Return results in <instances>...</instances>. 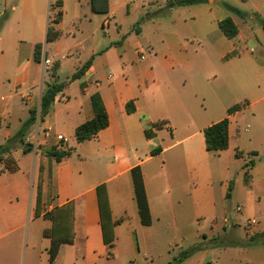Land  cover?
Masks as SVG:
<instances>
[{
    "label": "crops",
    "instance_id": "crops-1",
    "mask_svg": "<svg viewBox=\"0 0 264 264\" xmlns=\"http://www.w3.org/2000/svg\"><path fill=\"white\" fill-rule=\"evenodd\" d=\"M67 1L0 0V145L37 111L26 137L32 151L12 152L19 170L10 173L0 163V264H110L122 227L139 234L163 227L171 217L178 232L189 214L210 218L212 231L220 217L223 229L235 234L249 219L257 220L248 231L249 240L258 237L254 242L216 249L207 264H264V31L257 21L258 15L264 18V0H243L251 1L257 13L236 15L244 31L231 17L239 28L234 40L219 28L229 16L215 9L217 0L173 7L171 0H109L106 14L94 13L91 0H74L70 18ZM163 10L169 17L161 15ZM59 11L61 20L55 23ZM211 21L217 26L213 33ZM51 26L60 36L48 42ZM46 57L52 62L49 70ZM91 58L86 73L70 82ZM53 83L66 86L41 120L42 97ZM95 94L102 98L109 126L78 143L77 128L95 116ZM131 101L135 111L128 113ZM237 104L242 109L229 114ZM226 118L228 149L208 152L206 128ZM53 150L71 154L57 162L48 155ZM41 164L42 214L37 217ZM137 167L151 226H144L139 215L132 177ZM102 185L117 222L112 248L103 239ZM70 202L74 242L62 245L51 262V240L43 231L52 222L44 215ZM212 236L203 234L206 240ZM196 256L181 264L193 263Z\"/></svg>",
    "mask_w": 264,
    "mask_h": 264
},
{
    "label": "trees",
    "instance_id": "trees-1",
    "mask_svg": "<svg viewBox=\"0 0 264 264\" xmlns=\"http://www.w3.org/2000/svg\"><path fill=\"white\" fill-rule=\"evenodd\" d=\"M208 0H171L168 3L169 7L177 6H190L198 5ZM92 11L98 14H106L109 11V0H91ZM225 8L241 18H246L248 15L242 11L240 8L235 7L231 4L225 3ZM61 12L57 13V18L55 23H59L61 20ZM147 17H150L147 15ZM145 18L140 20V23L143 22ZM257 21L261 25L264 31V18L257 16ZM219 28L222 33L230 40H234L239 35V28L231 17H227L219 23ZM60 36V32L55 30L53 26L49 28L48 32V42L55 41ZM237 54L236 52L233 53ZM41 46L36 47L35 60L40 62L41 58ZM93 58L86 62L75 74L70 78V82L80 79L86 71L92 65ZM56 67L53 69V75L56 73ZM65 83L50 84L42 97L41 104V113L40 117L43 120L51 111L55 97L59 92H61ZM92 107L94 109L95 116L92 120L85 122L80 125L76 130V140L78 143H84L88 140H91L98 136V134L106 129L109 126L108 113L105 108V105L102 101V98L99 94H95L91 97ZM243 107L242 104H237L229 109L228 113L233 114ZM128 113H133L135 111L134 103L131 101L127 105ZM37 121V111L32 110L31 115L28 120H26L21 129L11 137L4 145H0V163L5 166V169L10 173H15L19 170V165L12 157V152L15 151L18 147L23 148L25 153L32 151L33 146L26 143V137L30 128ZM157 127H161L158 125ZM205 140H206V149L208 152L220 153L225 151L229 147V119L226 118L212 126L206 128L205 130ZM29 146L25 150L26 146ZM71 154V151H57L53 150L48 153L50 157L56 159L57 162H61L65 157H68ZM43 174L44 167L43 164L39 167L38 174V185H37V198H36V216L39 217L42 214V190H43ZM132 177L135 187V198L138 204L139 215L144 226L152 225V216L150 211V206L147 198L146 188L144 184V178L140 167L134 168L132 170ZM231 190V187H230ZM98 197H99V207L101 214L102 230H103V239L104 243L112 248L115 245L116 235H115V226L117 222H114L112 219V212L110 208V203L108 199V194L106 186L102 185L98 188ZM229 198V194H228ZM47 220L52 222V226L43 231L45 238L51 240V248L49 250L50 260L53 262L62 245L72 244L74 242L75 231H74V204L72 202L65 204L61 207L55 208L51 212H48L44 215ZM258 237L251 238L245 244L249 245L254 242ZM245 245V246H246ZM202 246H196L190 250L183 251L180 256L174 258L173 262L169 264H181L186 259L190 258L195 252L201 250Z\"/></svg>",
    "mask_w": 264,
    "mask_h": 264
},
{
    "label": "rangeland",
    "instance_id": "rangeland-1",
    "mask_svg": "<svg viewBox=\"0 0 264 264\" xmlns=\"http://www.w3.org/2000/svg\"><path fill=\"white\" fill-rule=\"evenodd\" d=\"M211 1L215 2L214 0ZM67 3L68 18H70L74 14V0H68ZM224 3L238 7L250 16L253 13H257L251 1L248 4H243V0H217L215 9L236 19L243 31L246 29V25L242 23L243 20L229 12L225 8ZM260 5L262 6L261 13H263L264 3H260ZM149 8L154 10L156 9V5H150ZM161 15L169 17L170 13L168 10H163L161 11ZM210 25H212L210 32L213 33V28L217 29V26L212 21ZM250 45H253V43ZM165 219L166 223L163 227L158 225L153 230L146 229L139 234H130L125 227H122L120 230L119 246L114 251L115 260L110 264H169L173 262L175 257L180 256L183 251L190 250L196 247L197 244H202V247L205 246L206 248L195 252L197 256L191 264H207V262L213 261V252L216 249L222 247L244 248L245 243L249 240L248 231H251L249 227L241 225L236 228V234L233 229L230 233L226 232V227L224 230L220 217H218V229L212 231L210 218L198 216L194 218L189 214L185 217V220L183 219L185 222L179 225V231L177 232L174 230L171 217ZM204 233H212L213 236L209 240H206L203 237ZM172 246H175V248H172ZM146 256L148 260L145 259Z\"/></svg>",
    "mask_w": 264,
    "mask_h": 264
},
{
    "label": "built area",
    "instance_id": "built-area-1",
    "mask_svg": "<svg viewBox=\"0 0 264 264\" xmlns=\"http://www.w3.org/2000/svg\"><path fill=\"white\" fill-rule=\"evenodd\" d=\"M103 27H104V30L107 31L109 29V27H110V22L106 21L104 23ZM43 64H44V67H45L46 70H49L51 68V66H52V62H51V60L48 57L45 58ZM58 140L59 141H64V137L63 136H58ZM257 225H258V221L255 220V219H249L247 221V223H246V226L249 227L250 229L254 228Z\"/></svg>",
    "mask_w": 264,
    "mask_h": 264
},
{
    "label": "water",
    "instance_id": "water-1",
    "mask_svg": "<svg viewBox=\"0 0 264 264\" xmlns=\"http://www.w3.org/2000/svg\"><path fill=\"white\" fill-rule=\"evenodd\" d=\"M29 148V146L27 145L26 147H25V150H27Z\"/></svg>",
    "mask_w": 264,
    "mask_h": 264
}]
</instances>
